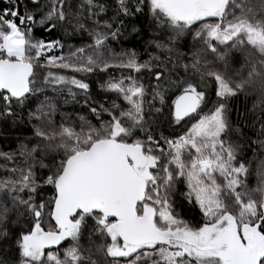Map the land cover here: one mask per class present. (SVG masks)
<instances>
[{"label": "snow or ice", "instance_id": "obj_1", "mask_svg": "<svg viewBox=\"0 0 264 264\" xmlns=\"http://www.w3.org/2000/svg\"><path fill=\"white\" fill-rule=\"evenodd\" d=\"M9 121L0 264H264V0H0Z\"/></svg>", "mask_w": 264, "mask_h": 264}, {"label": "trees", "instance_id": "obj_2", "mask_svg": "<svg viewBox=\"0 0 264 264\" xmlns=\"http://www.w3.org/2000/svg\"><path fill=\"white\" fill-rule=\"evenodd\" d=\"M135 24L137 27H141L145 24V18L140 17L139 20L133 19L127 22V27L130 29L131 26ZM69 43L75 45L76 47L80 46V42L78 39H73L69 41ZM113 47L116 48L117 52L120 51L121 47L132 50L134 49L137 53H139L142 60H148L150 49L145 44L144 40L135 37L134 35H129L128 32H125L124 36L121 38V41L116 42L113 44ZM68 53V49H64V54ZM152 55H158V53H151ZM109 72L112 74L113 77L119 79L121 70L119 69H110ZM65 75H76L77 78L84 79L86 82L90 84L91 88V95L92 97L97 100L101 101L107 99L109 97L114 98L113 94L105 93L101 89V84L109 79L108 73H93L91 75H83V74H73L70 72H64ZM146 82L151 81V78L148 76L144 77ZM151 83H155L151 81ZM51 92V90H49ZM76 91V90H74ZM53 95H56L53 93ZM67 100L68 103H64ZM76 102H73L71 97L67 94V89H64V95L60 98V108L59 111L63 113H70L74 118L78 115L88 116V109L84 107L85 99L82 93H77ZM237 106H241L240 102H237ZM91 119V117H89ZM106 118V117H105ZM57 121L60 119V115L57 114L55 117ZM93 123L95 121L93 120ZM23 132L24 135H30L31 133L28 131L27 126H11V122H7L6 124L0 125V150L9 151L15 147V142L18 136L21 135ZM249 158H251L252 154L249 153ZM2 163V161H0ZM259 160H254L251 164V175L249 176V183L250 186L256 187L257 185V168H258Z\"/></svg>", "mask_w": 264, "mask_h": 264}]
</instances>
